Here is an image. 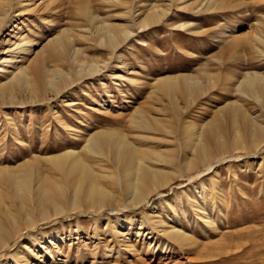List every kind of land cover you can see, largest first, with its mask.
<instances>
[{
  "label": "rangeland",
  "instance_id": "rangeland-1",
  "mask_svg": "<svg viewBox=\"0 0 264 264\" xmlns=\"http://www.w3.org/2000/svg\"><path fill=\"white\" fill-rule=\"evenodd\" d=\"M216 1H11L0 57L11 47L13 62L0 66V85L36 52L52 78L57 70L65 72L67 84L47 96L24 88L0 100V170L17 171L30 161L35 188L38 181L64 185L67 173L46 158L72 149L118 194L121 185L102 175L121 174L122 165L84 150L94 131L111 130L139 151L137 162L156 166L170 181L139 206L72 210L61 201L60 215L43 220L35 212L32 227L20 220L22 230L8 241L0 264H16L13 255L19 264H264V146L256 149L244 137L235 149L230 140L236 129H252H245L248 117L264 126V94L239 91L247 75L264 77V0ZM152 11H159L157 20L142 24ZM112 26L123 27L127 36L110 43L102 30ZM56 38L69 43L65 56ZM20 39L22 48L32 43L31 51L13 49ZM185 75L202 77L206 86L194 99L182 91H156L157 80ZM231 104L242 107L247 118L228 117ZM137 109L150 117L151 126L132 122ZM206 123L227 135L229 152L189 168L184 157L194 153L185 147L187 138ZM3 177L1 218L15 208ZM175 225L187 241L164 231Z\"/></svg>",
  "mask_w": 264,
  "mask_h": 264
},
{
  "label": "bare ground",
  "instance_id": "bare-ground-1",
  "mask_svg": "<svg viewBox=\"0 0 264 264\" xmlns=\"http://www.w3.org/2000/svg\"><path fill=\"white\" fill-rule=\"evenodd\" d=\"M11 1L12 0H0V35L4 26L7 24V17L5 16V13H7L8 8L11 5ZM207 1L214 4L217 2L216 0ZM29 10H33V8H29ZM159 15V11L149 12L141 23L144 25L153 23L157 20ZM92 19L94 20L96 17H92ZM102 31L105 32V36L108 37V39L110 38V43L115 42L122 36H127L128 33L127 30H124L123 27L120 26L108 27ZM59 38H56L57 41H53L54 43H57L58 40L61 41L59 47L56 48L59 50V54L61 56H65L67 54L66 52L68 51L69 43L66 44ZM23 40L24 39H20L18 44L14 43L13 46L15 45V48L13 49L19 48L20 46L19 50L28 52L31 51L32 43L27 42L28 46L22 48V44L24 43ZM11 51L12 48L9 47L6 49V52L4 51L5 53H2L6 54V57H0V66H3L6 62L7 64H11L10 62H13L9 59L10 55H8ZM39 53L36 52L35 57L28 65H26L25 68L18 67L16 71H13V76L10 82L8 81L0 85V100L11 98L15 93L19 92L20 90L22 91L24 88H30L28 90H30L35 95L39 94V92L42 94L43 92L44 96H47V92L49 90L58 91L61 89V87H64L67 84L65 81L67 75L65 76L64 71L57 70L55 72L54 78L51 77L52 75H49V73L51 74V71L46 69L44 60L40 57L42 53ZM198 75L197 77L185 75L184 77L182 76L183 78H179V76H177L175 79L163 77L156 81L155 89L156 91L161 92L167 91L169 92L168 94H172L173 91H180V94L182 91L187 96L186 99L190 97L194 99L197 94H200L202 91H204V87L206 89V86H203L205 85L203 84L204 81H201L202 77L199 79ZM38 79L40 83L38 82ZM239 82V91L242 94L250 92L258 98L261 97V94H264L263 76L258 74L253 76L247 75ZM232 105L234 104H231V106L227 105L228 108L226 113H229L228 117L236 120L240 117H246L241 109L242 107L240 108L239 106H236V108H234ZM235 105L239 104L236 103ZM173 106L174 108L179 109V105L177 104L176 100L173 102ZM174 111L175 110H173V112ZM247 119L248 120L245 121L248 125L250 123V125L246 126L245 129H247V127H252V129L247 132L244 131V128L243 132L239 131L240 129H236L234 137L230 139L231 142H234L236 145L234 147L235 149L240 148L238 144L239 142L241 143L244 137H249L250 143L254 145L256 149L264 146V138L261 137V135L264 136V126L255 123L252 118L248 117ZM132 122L140 126H151L150 124H152L150 123V117L139 111V109L134 112ZM216 129L217 128L214 126V123H206L200 132L197 131V133L193 131L190 133L185 147L193 151L194 157L189 158L187 155L184 157L189 168L193 167L192 169H194V167L199 166V164H209L215 154L225 155L229 152V139L226 137L227 135L223 136L221 133H217ZM84 148L88 154L107 158L111 163L114 164L115 167L122 165L123 171L121 174L117 171H111L109 175H102L106 179H111L113 183L118 184V186L119 184L121 185L119 187L120 189L118 188L120 190L119 193L115 194L113 191H110L105 186H103L101 176L97 174L98 172L95 173V171H93V167L87 164L83 154L72 149L65 150L61 153L51 155L46 158V160L50 161L52 166H54L57 170L61 171L62 173H67V183L64 185L60 184L59 182H55V184L53 183L54 180L52 181L51 179L52 182H50L53 183L52 186H47L43 182L40 183L38 181L37 187L35 188L32 179L34 177L32 175L33 166L30 161L23 164L21 168L18 167L17 171H12V169H9L8 167L2 168L0 170V175L4 176L3 181L9 186V196L14 202V206H12V208H15L14 211H9V213L6 212V216H4L5 218L0 217V254L3 249L7 247L8 241L12 238L14 239L16 234L22 230V227L19 223L21 219L25 221L26 228L32 227L35 223H37V219L32 218V215L35 214V212L37 213L39 211L40 217L43 220L51 218L53 215H60L65 212V206L63 205V208V206L61 207V205H59L61 201L62 203L66 202L69 206V209L72 210L81 209L79 207L82 206H86L87 208L96 211L102 209L106 210V207L112 208L113 206L115 207V205L119 207L139 206L148 200L149 195L152 192L167 185L170 181L167 176L165 177V175H161V172L156 168V166L147 164L144 161L137 162L136 155L139 151L127 140L124 135L118 133L117 131H94L87 137V142ZM145 152L149 153L147 150H145ZM152 158L147 156L144 159L148 160L149 162H154L155 160ZM156 158L157 155L155 159ZM25 168L26 170L21 171ZM118 170L121 169L118 168ZM69 179L72 180L69 181ZM28 202H31L33 206L28 208ZM164 231L171 234L173 239H176V241H187L188 235H186L182 229L176 225L166 227ZM11 258L16 261V264H19L17 262L18 259L16 255H13ZM24 260L27 261L28 259L25 258Z\"/></svg>",
  "mask_w": 264,
  "mask_h": 264
}]
</instances>
